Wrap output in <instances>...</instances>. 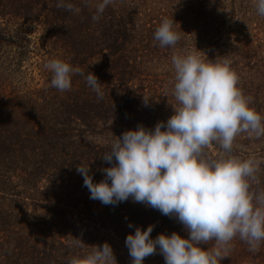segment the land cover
Here are the masks:
<instances>
[{"label":"trees","instance_id":"16d2710c","mask_svg":"<svg viewBox=\"0 0 264 264\" xmlns=\"http://www.w3.org/2000/svg\"><path fill=\"white\" fill-rule=\"evenodd\" d=\"M58 2L0 0V264H67L105 242L117 264H132L125 239L136 227L152 225L153 239L188 234L131 197L116 205L90 199L77 165L89 164L93 182L101 181V169L111 166L101 157L115 137L138 125L153 129L173 114L174 51L226 56L238 87L253 97L250 107L264 116V17L252 0H114L93 21L94 7L82 0H69L79 14ZM163 17L181 37L175 49L154 41ZM53 58L92 72L103 99L79 75L69 91L52 87L44 64ZM233 151L261 161L264 187V137L242 134ZM232 244L218 264H264V242L255 254L238 238ZM143 264L165 260L157 249Z\"/></svg>","mask_w":264,"mask_h":264},{"label":"clouds","instance_id":"9594fccd","mask_svg":"<svg viewBox=\"0 0 264 264\" xmlns=\"http://www.w3.org/2000/svg\"><path fill=\"white\" fill-rule=\"evenodd\" d=\"M252 2L257 15L264 17V0ZM82 3L94 7L91 18L99 21L114 0ZM56 7L74 14L81 12L69 0H59ZM174 25L172 18L161 19L153 37L159 47L176 48L181 37ZM218 57L209 60L196 47L195 51H174L169 81L176 101L171 105L173 114L153 129L138 125L115 137L101 157L111 165L101 169V181L93 182L89 164L76 167L90 199L116 205L131 197L133 202L156 209L183 225L187 238L172 232L153 239L152 225L144 230L136 227L134 234L125 239L132 264H143L157 249L165 264H218L231 252L232 241L237 238L253 254L264 242L261 161L233 151L236 138L242 134L252 139L264 137V116L250 107L253 97L238 87L239 76L231 68V61L226 56ZM44 68L51 73L50 84L58 91L71 90L72 76L79 75L97 99H103L102 84L92 72L86 74L59 58L47 61ZM147 101L144 99L145 104ZM214 146L219 150L213 154ZM128 227L133 225L129 223ZM209 244L211 247H201ZM67 264L117 261L105 242L90 253L71 256Z\"/></svg>","mask_w":264,"mask_h":264}]
</instances>
